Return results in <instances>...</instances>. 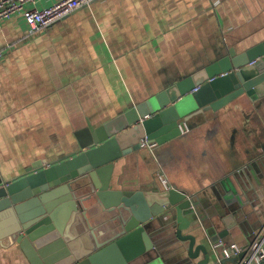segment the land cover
Instances as JSON below:
<instances>
[{
    "label": "crops",
    "instance_id": "crops-1",
    "mask_svg": "<svg viewBox=\"0 0 264 264\" xmlns=\"http://www.w3.org/2000/svg\"><path fill=\"white\" fill-rule=\"evenodd\" d=\"M263 41L264 0H96L35 35L20 17L2 23L1 179L74 158L81 153L78 133L89 124L146 108L181 80ZM185 125L177 138L117 162L115 187L163 190L164 175L193 202L184 211L185 234L197 245L248 246L264 223V86L216 111H195ZM177 224L170 209L151 228L167 264H183L188 255ZM55 226L45 236L48 260L61 242L82 240L78 223L66 218ZM12 232L0 214V264H32Z\"/></svg>",
    "mask_w": 264,
    "mask_h": 264
},
{
    "label": "water",
    "instance_id": "water-1",
    "mask_svg": "<svg viewBox=\"0 0 264 264\" xmlns=\"http://www.w3.org/2000/svg\"><path fill=\"white\" fill-rule=\"evenodd\" d=\"M262 86L264 41L181 80L147 101L146 108L133 107L97 128L89 124L78 133L81 153L74 158L17 180L0 177V214L11 222L14 243L32 264H167L151 228L174 209L175 233L188 254L183 264L233 262L223 259L221 249L199 246L195 235L185 234L190 222L184 211L193 209L185 192L127 191L115 187L113 176L117 162L144 141L167 143L182 134L180 127L195 111H216L244 94L252 97ZM66 218L82 227V240L61 242L59 254L48 260L46 233Z\"/></svg>",
    "mask_w": 264,
    "mask_h": 264
},
{
    "label": "built area",
    "instance_id": "built-area-1",
    "mask_svg": "<svg viewBox=\"0 0 264 264\" xmlns=\"http://www.w3.org/2000/svg\"><path fill=\"white\" fill-rule=\"evenodd\" d=\"M42 1L0 0V25L15 17H20L29 27V34L35 35L50 29L75 11L89 6L96 0H53L51 6L39 7L38 4ZM4 54L5 51H0V59ZM180 128L182 133L188 130L186 125L184 128ZM143 146L154 148L156 144L144 141ZM159 179L164 189L172 188L164 175H160ZM214 248L221 249L223 259H234L233 262H227V264H264V223L255 231L253 240L248 246L241 247L235 243L228 245L219 241L214 245Z\"/></svg>",
    "mask_w": 264,
    "mask_h": 264
}]
</instances>
